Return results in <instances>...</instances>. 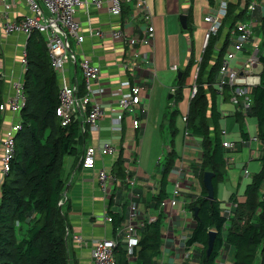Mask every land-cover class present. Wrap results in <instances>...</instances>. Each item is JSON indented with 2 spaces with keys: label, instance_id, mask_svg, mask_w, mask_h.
<instances>
[{
  "label": "trees",
  "instance_id": "1",
  "mask_svg": "<svg viewBox=\"0 0 264 264\" xmlns=\"http://www.w3.org/2000/svg\"><path fill=\"white\" fill-rule=\"evenodd\" d=\"M238 18L236 7H230L218 34L202 52L194 82L197 93L192 99L189 97L188 102L186 129L191 137L200 139L202 155L201 163L195 169L201 192L189 206L195 226L184 243L185 250L198 246L192 257L195 264H217L222 251H231L232 259L228 264H264V55L259 57L262 68L259 84L248 91L251 106L246 113L236 110L232 115L238 124L242 142H249V135L243 131L245 117L256 120V138L260 144L257 160L261 168L245 187L242 198L230 196L227 203L236 207L229 217L223 214L222 203L217 199V186L225 174L226 150L222 147L221 114L216 107L218 95L214 85L230 45L228 38L237 26ZM259 29L264 47V17L260 19ZM223 35H227L226 39L214 58L216 41ZM24 57L26 67L22 85L25 105L19 115L20 130L14 135L9 170L0 182V264H76L68 252L71 205L67 201L64 203L66 181L63 165L66 157L77 159L80 155L88 126L77 119L65 127L61 126V120L56 116L59 84L50 66L46 43L38 33H31L27 38ZM189 70L190 64L177 79L173 92L176 102L182 100V88ZM230 92L229 88L223 90L224 101L230 99ZM168 106L165 116L173 136L177 134L175 120L180 113L177 109L169 112L171 109ZM1 131L0 116V136ZM172 142L171 150L162 163L159 193L148 204L158 213L156 220L150 223L149 219L143 221L138 230V245L131 256L127 254L122 240L118 241L113 250L114 264H158L161 259L164 245L162 222L165 218L161 203L168 199L167 176L177 160ZM206 172L213 174L214 197L211 202L202 182ZM112 173L117 180L126 179L121 158L114 163ZM124 208L121 213L109 212L112 238L126 224L128 216ZM194 209H197L196 216ZM211 231L215 233V238L213 248L207 254Z\"/></svg>",
  "mask_w": 264,
  "mask_h": 264
},
{
  "label": "crops",
  "instance_id": "2",
  "mask_svg": "<svg viewBox=\"0 0 264 264\" xmlns=\"http://www.w3.org/2000/svg\"><path fill=\"white\" fill-rule=\"evenodd\" d=\"M145 1L152 15V26L154 27L152 48L136 44L146 27L142 18L137 16V11L133 3L123 6L120 17H112L102 11L98 13L91 11L88 17L83 12L78 13L77 15L78 20L83 26L86 27L88 25L89 19L94 28L104 31H122L126 35L127 41H112L109 39L98 41L95 39H87L79 48L81 53L91 58V60L101 68L100 85L104 89L102 102L104 105L105 118L101 121V129L99 132H91L87 128V134L84 138L80 150L81 153L78 158L66 157L64 159L63 176L66 181L64 203L67 201V203L71 205V210L68 215L70 230L68 232L67 244L70 258L76 264H93L92 250L96 241L112 238L113 229L111 223L106 222V219L111 217L109 216V212L121 213L124 208L123 206L125 205L124 212L129 216L128 208L130 201L128 198L131 189L126 180L119 179L116 182L112 181V194L110 197L105 196L99 190L97 184V170L100 168L105 166L104 168L106 170H112L114 163L121 158L122 170L126 174V177L135 179V192L139 195L137 199L133 200L136 204L137 220L140 223H143L145 219L155 218L156 215H158L156 210L148 207V204L151 201V198L159 193L162 174L160 171L159 176H151L140 162L141 136L143 137L144 131L147 130L149 116L154 112V108L158 104L159 99L156 95H162L168 90L171 94L168 95L167 102L169 100L171 101L168 102L167 105H169L168 107H170V109L174 108L177 102L176 99H173V92L176 87L178 75H181L190 64V70L184 82L188 80L187 77L191 76L192 78L194 74L192 68L195 67L196 64L198 65V61L201 59L199 55L203 50L202 46L206 31L198 36L197 43L194 46L191 41L192 28L205 25L203 22V16L211 12V0ZM227 2L228 11L230 7H236L237 16L239 15L237 25L249 19L250 14L247 11V6L256 2L258 8L254 12V16L258 23L253 29L254 34L255 28H257V31L261 34L259 25L260 19L264 17V0H227ZM11 4V18L16 17L19 19L27 13L23 0H11ZM195 5H198L201 8L207 7V13H205V15H195L193 13V7ZM1 9L2 4L0 3V10ZM181 16L186 17V30H183L180 25ZM39 36L44 40L40 34ZM226 36L223 35L219 41H216V46L213 52L214 58L220 53V49L224 44ZM253 37L251 42L254 44ZM129 40H132V42H129ZM26 44L27 37L24 35H12L6 37L1 33L0 82L2 83V103L7 102L13 97L14 85L23 82L25 68H23L21 60L23 58ZM231 48V45H229L226 49V53H230ZM249 48H251V46H249L248 49ZM73 50L75 59L68 64V81L71 86L77 85L82 91L83 77L79 68L81 56L79 53L77 54L79 50L76 48L75 44ZM135 52H138L141 55L148 54L151 58L149 67L142 68L143 70L141 69V80H136V84L141 88V95L143 97L141 103L142 110L138 109L134 116L124 115L121 131L115 133L111 131V126L112 119L117 115L118 109L115 106L116 102L113 101L110 95L112 91L115 92L121 89L119 88V85L127 78V75L122 69V63ZM260 55H264V47L263 50L259 49V57ZM172 68H175L176 71L172 70ZM261 69L262 68L260 67V72ZM57 81L59 84L58 78ZM150 84H153V86L152 90L149 92L148 87ZM163 104L164 102L161 99L158 106H162ZM158 113L160 115V112ZM0 116L2 129L0 136L1 156V140L4 137L5 132L8 131L13 124L19 122V116L14 115L9 111L0 112ZM134 118H137L141 123V128L138 131L132 128V121ZM77 120L81 121L82 125L86 126L83 119ZM166 123L168 126L167 119ZM88 139L90 144H87ZM194 139L195 137H190L189 140H185L183 135L176 148H174V143L172 142L173 150L177 156L173 169L175 170V167L177 168L176 179L171 182L175 184V182L178 181L182 186V193L173 209L168 206L165 208L164 220L166 223L165 228L162 230L164 245L162 247L161 259L158 264H176L177 262H180L181 264H195L192 257L198 246H193L188 250H185L184 247L185 241L188 239L195 226L189 206L195 201L201 192L199 176L195 169L198 168L201 163L202 155L200 142L199 145H197ZM102 141L113 145L117 149L116 153L113 157L104 159V162H100V157H97L98 162L95 170L82 169L81 159L83 151L88 147L103 145L101 143ZM231 144V149H225V172L227 168L230 167V160H232L227 158V154L234 152L235 144ZM170 150L171 147L168 149L167 154ZM197 150L200 151L199 155ZM166 155L163 156L162 161L159 160L161 163L158 162V166H162ZM258 157L259 155L257 156V159ZM249 161H251V159H249ZM139 165H141V167H138ZM246 167L247 164L244 165L242 169ZM1 179L0 165V182ZM222 186H227L230 191H232L228 196V199L226 198L227 200H221L219 198V189ZM236 194L237 191L233 189V181L231 178L226 180L225 177H223V180L217 186V199L222 203L221 207L228 208L230 204L227 202L230 196H236ZM170 197L171 196L168 194V199L164 201L170 200ZM240 197L241 196L237 198L240 199ZM111 199L112 203L110 202ZM124 226L125 223L122 228ZM228 256L229 258H227ZM231 259V251H222L220 262L221 260H224L226 263H222L228 264Z\"/></svg>",
  "mask_w": 264,
  "mask_h": 264
},
{
  "label": "built area",
  "instance_id": "3",
  "mask_svg": "<svg viewBox=\"0 0 264 264\" xmlns=\"http://www.w3.org/2000/svg\"><path fill=\"white\" fill-rule=\"evenodd\" d=\"M27 9V13L21 18H11L12 4L11 0H0L2 9L0 10V31L4 36L24 35L27 38L31 33L40 34L46 43L50 66L55 72L59 80V107L56 111V116L61 120V126H67L73 119H83L91 132H99L101 129V121L105 118L104 105L102 97L104 89L100 85L101 68L91 58L80 52V47L87 39H95L98 41H127L126 35L120 30L104 31L92 27L88 19V25L85 27L78 20V13L83 12L87 17L91 11L105 12L112 17H120L123 6L133 3L135 5L137 16L141 17L145 23V29L136 44L139 46L152 48L154 40V27L152 26V15L146 5L145 0H23ZM200 1V0H195ZM211 12L203 16V22L208 25L207 31L204 34L203 51L207 47L209 41L215 37L225 19L228 12L227 0H211ZM258 8L256 2L247 6V11L251 18L245 22L238 24L231 31L229 41L234 49L233 53L227 52L221 63L218 77L214 85V89L218 96H224L223 90L229 88L230 103L236 108L246 113L252 104V100L248 95L249 89L259 84V49L249 50V46H253L252 30L257 25L258 21L254 16V12ZM70 41H72L79 53L80 62L79 68L83 77V90L81 91L77 85L71 86L68 81V64L72 62L75 56L72 54ZM129 42H132V40ZM247 55L245 60L238 55ZM201 62L199 60L198 64ZM23 68L26 67V61L23 53L21 60ZM151 58L148 54L133 53L131 57L122 63V69L127 75V78L119 85V91H112L110 97L113 99L118 113L112 119L111 131L119 133L124 115L134 116L136 111L142 110V95L141 88L136 84V80H141V69L149 67ZM143 70V69H142ZM172 70L176 71L175 68ZM198 69L194 76V82L197 77ZM23 82L14 85L13 97L0 105V112L9 111L14 115H20L22 108L25 105L23 95ZM197 93V87L194 85L191 88L190 99ZM188 109L186 115L182 116L184 125V139L189 140L190 135L186 129ZM132 128L139 130L141 123L137 118L132 121ZM20 130L19 122L13 124L8 131L5 132L1 140V175L9 170V158L13 154L14 135ZM225 135V132L222 131ZM224 149H231L232 144L222 141ZM117 149L110 143L98 145L97 147H88L83 151L81 159V167L84 170H95L98 159L113 157ZM105 167V166H104ZM104 167L97 170V184L99 190L105 195L111 196L112 181L117 179L112 173V170H106ZM245 176L248 175L247 169H242ZM126 182L131 191L128 200L129 216L125 226L116 232L115 238L102 239L96 241L92 250L93 264H114L113 250L118 241L125 244L127 254L131 256L134 248L139 242L138 230L142 226L137 220L136 204L134 199L139 195L135 192V179L126 177ZM181 184L176 181L172 193V199L161 203V209L165 211L168 206L171 209L177 204L182 193ZM110 199V198H109ZM231 205V204H230ZM236 207V205H231ZM156 218L149 219L154 222ZM111 217L106 219V222L111 223ZM122 237V239H120Z\"/></svg>",
  "mask_w": 264,
  "mask_h": 264
},
{
  "label": "rangeland",
  "instance_id": "4",
  "mask_svg": "<svg viewBox=\"0 0 264 264\" xmlns=\"http://www.w3.org/2000/svg\"><path fill=\"white\" fill-rule=\"evenodd\" d=\"M206 9L208 8L207 7L201 8L200 6L195 5L193 7V13L195 15H199V14L205 15V13H207ZM196 27L197 28L194 27L192 28L193 30L191 34V41L193 42L194 46L197 43L198 36L202 35L204 31H207L208 25L205 24L202 25L201 27L198 26ZM252 37L254 44L252 43L253 46L249 48V50H253L255 48L263 50L262 36L257 31V28H255V34H254V29L252 30ZM70 46L72 48L71 51L73 54L74 43L72 41H70ZM233 52L234 49L231 48L230 53ZM201 56H202V52L200 53L199 57ZM238 56L243 60L247 58V55H243V54H240ZM196 67L197 64L195 67L192 68V71H194L193 77L192 78L191 76L187 77L188 80L184 82L185 86L182 88V100L178 101L175 104V107L169 110L170 112L174 110L177 106L176 109L179 110L180 113L175 120V127L177 129L176 135L172 136L169 133V128L166 123V118L168 117L165 116L166 107L168 103L167 98L168 95L171 93L167 90V92H165L162 95L161 94L156 95V97H158L159 99L158 104L161 99L163 100L164 104L162 106H158L157 104V106L154 108V112L149 116L147 130L144 131L143 137L141 136V144H140V150H141L140 158L142 159V160L140 159V162L146 168L148 173L151 174V176L160 175L162 166H158V162L161 163L163 156L167 154L168 149L170 148V141L171 140L173 141L174 148H176L178 147V143H180L181 141V136L183 137L184 125L181 117L186 115L187 113L188 102L190 97V89L194 85V76L196 74ZM258 72H260V70ZM152 86L153 84L149 85L148 87L149 92L152 90ZM223 99H224L223 96H218L216 99V107L218 112L221 114L219 127L221 131L225 132V135L223 134L221 135L222 141L235 144L234 152L232 153L230 152L229 154H227V158L232 160H230L231 165H229L230 167L227 168L225 172L226 176L224 175V177L226 180L228 178H231V180L233 181V189L237 191L236 196L239 198V196L241 197L243 196L245 187L250 183L252 176L260 171L261 164L257 160V156L259 155V151H260V144L256 138L257 137L256 121L255 119L249 118L248 116L245 117L243 131L249 135V142H244V143L241 142L238 124L236 123L235 118L232 116L234 114L235 107L230 103L229 100L224 101ZM158 112H160V115ZM194 141L197 145H199L200 140L198 138H195ZM101 143L104 144L105 142L102 141ZM87 144H90L89 139L87 140ZM197 152L199 155L200 151L197 150ZM250 154H251V158H250ZM249 159H251V161H249ZM246 164H247L246 169L248 173L247 176H245L242 172V167ZM138 167H141V165H139ZM176 168L177 167H175V170L172 169V171L167 176L168 182L166 186V192L171 196L170 199H172L173 197L172 193L174 190V184L171 181H174L176 179ZM231 192L232 191H230V189L227 186H222L219 189V198L221 200H227ZM234 209L235 208L230 205L228 208L223 207L222 212L225 216L229 217L233 213ZM165 223L166 221L164 220V222H162V230L165 228ZM227 258H229V256ZM219 262H220V258L218 259L217 264H219ZM222 262L225 261L221 260L220 264H223ZM176 264H181V263L177 262Z\"/></svg>",
  "mask_w": 264,
  "mask_h": 264
},
{
  "label": "water",
  "instance_id": "5",
  "mask_svg": "<svg viewBox=\"0 0 264 264\" xmlns=\"http://www.w3.org/2000/svg\"><path fill=\"white\" fill-rule=\"evenodd\" d=\"M180 25L183 30L187 29V24H186V17L181 16L180 17ZM180 77V74L178 75V78ZM170 98V97H169ZM213 174L210 172H206L203 176V186L207 191V199L211 202L214 197V191L212 187V180ZM197 215V209H194V216ZM214 238H215V233L214 232H209V240H208V249H207V254H209L213 248V243H214Z\"/></svg>",
  "mask_w": 264,
  "mask_h": 264
}]
</instances>
